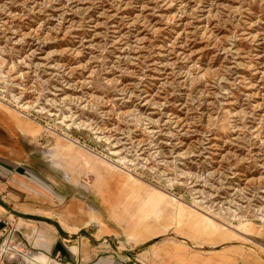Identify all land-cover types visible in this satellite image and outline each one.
<instances>
[{
	"label": "rangeland",
	"instance_id": "374dc122",
	"mask_svg": "<svg viewBox=\"0 0 264 264\" xmlns=\"http://www.w3.org/2000/svg\"><path fill=\"white\" fill-rule=\"evenodd\" d=\"M0 110L124 263L264 264V0H0Z\"/></svg>",
	"mask_w": 264,
	"mask_h": 264
},
{
	"label": "crops",
	"instance_id": "0c3cea01",
	"mask_svg": "<svg viewBox=\"0 0 264 264\" xmlns=\"http://www.w3.org/2000/svg\"><path fill=\"white\" fill-rule=\"evenodd\" d=\"M5 112L0 110V227L5 218L15 227L6 238L9 251L0 252V264L5 253L20 264H146L137 257L142 253L136 254V261L124 263V257L131 258L113 239L115 233H103L106 227L98 224V219L104 222L99 198L86 197L77 187H68L65 179L62 183L47 175L30 157L33 153L21 142L17 123ZM3 235L0 231V239ZM162 254H156L155 264L196 262L190 253L187 263L175 253L169 263ZM211 262L208 258L203 264Z\"/></svg>",
	"mask_w": 264,
	"mask_h": 264
},
{
	"label": "bare ground",
	"instance_id": "6f19581e",
	"mask_svg": "<svg viewBox=\"0 0 264 264\" xmlns=\"http://www.w3.org/2000/svg\"><path fill=\"white\" fill-rule=\"evenodd\" d=\"M213 228H215V227H213ZM8 240L9 239H6V241H5V246L3 247V248H1V251H4V250H7V251H9V247L8 246H6V244L8 243ZM261 247H263V246H261ZM264 248V247H263ZM34 254V253H33ZM41 259V258H40ZM43 260V259H42ZM26 263V262H25ZM26 264H28V263H26ZM51 264H55V263H51Z\"/></svg>",
	"mask_w": 264,
	"mask_h": 264
},
{
	"label": "built area",
	"instance_id": "2783aa9c",
	"mask_svg": "<svg viewBox=\"0 0 264 264\" xmlns=\"http://www.w3.org/2000/svg\"><path fill=\"white\" fill-rule=\"evenodd\" d=\"M2 224H4V222H3V221H2ZM2 226H3V225H2ZM3 231H5V232H9V231H8V229H7V228H5V227L3 228Z\"/></svg>",
	"mask_w": 264,
	"mask_h": 264
}]
</instances>
